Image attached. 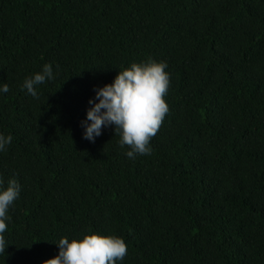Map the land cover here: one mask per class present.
<instances>
[{
  "label": "trees",
  "instance_id": "1",
  "mask_svg": "<svg viewBox=\"0 0 264 264\" xmlns=\"http://www.w3.org/2000/svg\"><path fill=\"white\" fill-rule=\"evenodd\" d=\"M149 59L170 81L151 153L84 138L94 87ZM0 83V178L21 185L0 264L93 233L124 239L117 264H264V0H0Z\"/></svg>",
  "mask_w": 264,
  "mask_h": 264
},
{
  "label": "clouds",
  "instance_id": "2",
  "mask_svg": "<svg viewBox=\"0 0 264 264\" xmlns=\"http://www.w3.org/2000/svg\"><path fill=\"white\" fill-rule=\"evenodd\" d=\"M167 63L152 59L118 71L110 84L94 87V97L88 100L90 107L86 118L81 121L83 136L93 141L102 133V126H114L119 131L118 143L128 146L125 155L135 158L137 154H150L151 138L157 133L168 113L164 97L169 87ZM55 78L53 66L43 65L42 70L25 78L23 88L33 97L38 95L35 86ZM7 83H0V93H7ZM12 141L11 135L0 133V152ZM21 185L16 179L5 181L0 178V253H5L9 245L5 239L8 228L9 209L20 196ZM58 255L43 264H117L127 254V245L122 237L100 234L85 235L82 239L61 237L56 243Z\"/></svg>",
  "mask_w": 264,
  "mask_h": 264
}]
</instances>
